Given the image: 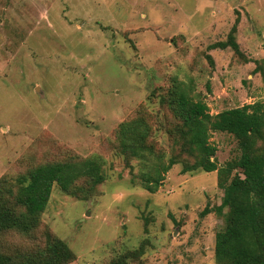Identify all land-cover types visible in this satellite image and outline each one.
<instances>
[{
	"label": "rangeland",
	"instance_id": "374dc122",
	"mask_svg": "<svg viewBox=\"0 0 264 264\" xmlns=\"http://www.w3.org/2000/svg\"><path fill=\"white\" fill-rule=\"evenodd\" d=\"M236 20L244 59L213 47ZM177 83L210 115L263 101L264 0H0V180L89 158L105 177L70 195L52 188L41 229L68 246L69 264L128 252L139 257L126 264H217L226 209L200 214L223 191L216 172H181L166 104ZM137 118L151 132L147 151L179 162L153 194L137 183L149 164L117 151L118 126ZM209 142L218 168L239 155L228 134ZM40 245L8 235L0 255Z\"/></svg>",
	"mask_w": 264,
	"mask_h": 264
},
{
	"label": "trees",
	"instance_id": "16d2710c",
	"mask_svg": "<svg viewBox=\"0 0 264 264\" xmlns=\"http://www.w3.org/2000/svg\"><path fill=\"white\" fill-rule=\"evenodd\" d=\"M238 21L231 27L224 42L214 48H230L244 59L235 41ZM261 69V68H260ZM258 71V68H256ZM167 105L178 126L172 132L182 162V174L202 171L217 173V186L223 191L221 205L208 207L201 217L216 213L224 215V227L216 234L214 257L217 264H264V100L210 115L202 101H193L181 84L169 92ZM225 133L236 141L238 157L218 168L214 158L216 148L210 144L211 133ZM119 154L127 159L141 160L149 165L138 182L155 193L164 176L177 163L167 162L148 152L149 128L140 118L121 123L117 128ZM79 180L90 187L105 181L97 158L77 162L45 164L33 168L14 180H0V238L12 235L42 244L41 248L6 256L0 264H69L74 255L68 246L49 230L41 229V215L49 202L53 186L67 195ZM137 252H128L108 264H126L137 259Z\"/></svg>",
	"mask_w": 264,
	"mask_h": 264
}]
</instances>
